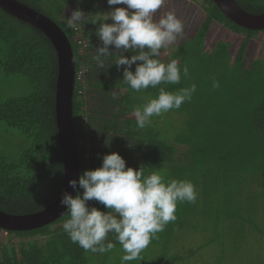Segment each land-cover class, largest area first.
<instances>
[{"label":"trees","instance_id":"16d2710c","mask_svg":"<svg viewBox=\"0 0 264 264\" xmlns=\"http://www.w3.org/2000/svg\"><path fill=\"white\" fill-rule=\"evenodd\" d=\"M53 19L65 32L73 51L75 81L73 92V124L77 138L80 175L84 170L99 167L102 157L110 152L118 153L133 169L141 165L145 175L165 168L176 162L175 147L162 140L161 134L151 118L145 128L136 125L133 109L144 102V96L156 97L159 88L175 92L183 87V75L179 84L158 85L140 92H134L123 79V67L118 70L115 62L118 54H113L104 66L98 67L92 57L96 47L102 42L95 35L99 26L88 22L80 30L69 29L64 16L69 8H80L89 14V19L99 17L94 11L98 0H19ZM239 6L251 13L264 12V0H235ZM204 17L196 33L184 40L172 58L181 59V69L186 65L185 49L193 58L202 53L208 35L215 24L225 29L243 34L235 62L242 65L250 38L263 30H250L231 21L214 3L205 0ZM102 19V17H99ZM85 38L86 47L79 52L78 39ZM230 41L217 44L215 55L225 54ZM110 50L112 46H109ZM135 53H125L130 56ZM221 57V56H220ZM165 62L161 56L158 57ZM84 70L83 83L77 80L76 72ZM135 70V64L130 69ZM0 72L4 75H20L32 86L28 95L8 98L0 105V122L20 131L28 145L16 161L0 157V209L14 214L38 211L49 205L57 196L62 183L63 165L55 122V85L57 79V57L51 42L35 27L23 22L0 9ZM83 93H79V90ZM113 92L116 93L113 98ZM150 94V95H149ZM145 99V104L147 103ZM254 130L264 134V88L261 102L251 117ZM88 134L95 141L87 144ZM92 152L91 156L88 154ZM181 173V169H180ZM82 194L83 190L78 189ZM196 203V202H195ZM192 204V203H188ZM90 207L101 211L107 209L95 200L88 201ZM193 210L192 212H195ZM67 219V211L49 225L27 231L0 232L30 237L16 246L0 242V264H87L86 251L73 243L62 226L52 225ZM172 223V222H171ZM244 220L242 224H245ZM177 225L183 226L180 222ZM108 240L120 246L115 235ZM198 248V247H197Z\"/></svg>","mask_w":264,"mask_h":264},{"label":"rangeland","instance_id":"374dc122","mask_svg":"<svg viewBox=\"0 0 264 264\" xmlns=\"http://www.w3.org/2000/svg\"><path fill=\"white\" fill-rule=\"evenodd\" d=\"M93 5L98 13L123 7L109 6L107 0ZM204 5L205 0H166L156 14L158 19L175 11L185 24L177 44L161 50L165 62L172 60L179 45L196 33L204 17ZM73 8H69L70 14ZM243 37L215 24L198 57L184 50L183 64L189 76L184 78L182 88L195 84L196 91L179 109L153 116L152 120L162 140L176 151V162L163 165L165 179L190 180L198 198L196 203H178L177 220L157 234L141 259L126 264H264V134L254 130L250 122L264 88V32L250 38L246 60L240 66L235 56ZM226 39L230 41L229 50L215 55L217 44ZM213 80L219 88L213 89ZM31 90L25 77L0 72V105ZM152 98L144 96L143 104ZM93 139L88 134L90 147L95 144ZM27 145L20 131L0 122V157L16 161ZM180 222L183 226L177 225ZM28 238L0 232V242L10 246ZM122 255L121 246L104 254L88 251L87 264H121Z\"/></svg>","mask_w":264,"mask_h":264},{"label":"clouds","instance_id":"9594fccd","mask_svg":"<svg viewBox=\"0 0 264 264\" xmlns=\"http://www.w3.org/2000/svg\"><path fill=\"white\" fill-rule=\"evenodd\" d=\"M165 3L166 0H107L109 6L123 7L92 14L102 17L94 20L88 18L91 13L76 8L64 19L67 27L73 30L82 29L88 22L96 24L99 21L95 35L102 46L96 47L92 59L102 68L109 57L118 54L113 64L118 70L124 66L122 80L134 92H140L161 84H179L182 75L184 78L189 76L188 67L185 65L181 69L177 59L162 62L158 58L162 49L177 44L185 30L184 22L175 11L156 18ZM109 46H112L111 50ZM130 52L135 54L125 55ZM133 64L134 71L130 70ZM212 87L219 88V83L213 80ZM195 91V84L175 92L160 87L155 98L133 109L137 127L145 128L151 124L153 116L179 109L191 100ZM115 96L113 92V98ZM165 175L162 169L145 175L142 165L137 169L128 167L116 152L103 155L99 167L84 170L78 181H68L71 188L75 190L78 185L83 192L75 196L63 194L60 204L67 211L63 231L86 252L99 254L115 248L116 245L108 240L112 233L124 252L121 264L141 259V253L157 234L177 220L178 203H195L198 198L193 182L165 179ZM91 200L102 204L107 211L90 207L88 201Z\"/></svg>","mask_w":264,"mask_h":264},{"label":"water","instance_id":"95a60500","mask_svg":"<svg viewBox=\"0 0 264 264\" xmlns=\"http://www.w3.org/2000/svg\"><path fill=\"white\" fill-rule=\"evenodd\" d=\"M220 10L235 24L250 30L264 29V12L251 13L235 0H213ZM0 9L28 23L42 32L51 42L57 57L55 85V122L61 151L63 177L55 199L46 207L26 214H14L0 209V228L6 231H27L49 225L66 213L60 204L65 192L75 196L77 189L68 181L80 176V159L73 124V92L75 81L74 56L71 44L60 26L49 16L19 0H0Z\"/></svg>","mask_w":264,"mask_h":264},{"label":"built area","instance_id":"2783aa9c","mask_svg":"<svg viewBox=\"0 0 264 264\" xmlns=\"http://www.w3.org/2000/svg\"><path fill=\"white\" fill-rule=\"evenodd\" d=\"M81 46L79 49V52H83L84 48L86 47V41L80 37V39H78L77 41ZM76 78L77 80H79L80 82L83 83L84 81V70L80 69L76 72ZM79 93H83V90H79Z\"/></svg>","mask_w":264,"mask_h":264},{"label":"crops","instance_id":"0c3cea01","mask_svg":"<svg viewBox=\"0 0 264 264\" xmlns=\"http://www.w3.org/2000/svg\"><path fill=\"white\" fill-rule=\"evenodd\" d=\"M198 251V250H197Z\"/></svg>","mask_w":264,"mask_h":264}]
</instances>
